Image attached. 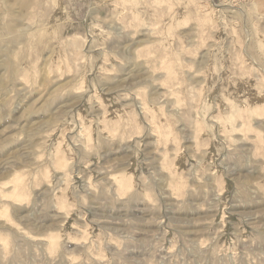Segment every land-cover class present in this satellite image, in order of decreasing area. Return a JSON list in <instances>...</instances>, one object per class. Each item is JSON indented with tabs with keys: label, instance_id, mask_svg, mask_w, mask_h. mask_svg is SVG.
<instances>
[{
	"label": "rangeland",
	"instance_id": "obj_1",
	"mask_svg": "<svg viewBox=\"0 0 264 264\" xmlns=\"http://www.w3.org/2000/svg\"><path fill=\"white\" fill-rule=\"evenodd\" d=\"M0 264H264V0H0Z\"/></svg>",
	"mask_w": 264,
	"mask_h": 264
}]
</instances>
